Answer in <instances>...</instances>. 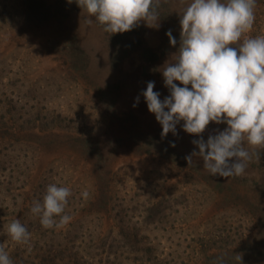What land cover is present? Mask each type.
<instances>
[{"label": "rangeland", "instance_id": "374dc122", "mask_svg": "<svg viewBox=\"0 0 264 264\" xmlns=\"http://www.w3.org/2000/svg\"><path fill=\"white\" fill-rule=\"evenodd\" d=\"M190 3L157 0L158 28L111 35L75 2L0 0V243L13 264H264V148L245 145L243 175L211 176L185 159L199 137L183 122L162 137L142 95L149 81L169 95L160 71ZM255 16L241 43L264 36V0ZM50 184L71 189V220L45 229L31 208ZM16 219L27 244L7 233Z\"/></svg>", "mask_w": 264, "mask_h": 264}, {"label": "clouds", "instance_id": "9594fccd", "mask_svg": "<svg viewBox=\"0 0 264 264\" xmlns=\"http://www.w3.org/2000/svg\"><path fill=\"white\" fill-rule=\"evenodd\" d=\"M67 2H75L111 35L131 31L140 21L159 27L157 0ZM256 4L257 0H191L180 15L178 57L160 71L169 95L161 100L154 81L142 92L149 112L162 126V137L170 132L178 135L181 122L184 132L199 137L192 141L199 151L185 159L192 165L193 156L202 157L211 176L243 175L253 159L245 145L264 148V36H248L240 42L253 29ZM166 35L175 46L171 31ZM138 103L139 97L133 106ZM210 123L227 127L205 142L201 134ZM71 195L69 187L50 184L42 202H33L31 212L45 229L64 226L71 220L64 214ZM88 195L82 193L84 198ZM7 233L18 244H27L31 236L19 219L8 225ZM0 264H13L2 243Z\"/></svg>", "mask_w": 264, "mask_h": 264}, {"label": "trees", "instance_id": "16d2710c", "mask_svg": "<svg viewBox=\"0 0 264 264\" xmlns=\"http://www.w3.org/2000/svg\"><path fill=\"white\" fill-rule=\"evenodd\" d=\"M49 264V263H48Z\"/></svg>", "mask_w": 264, "mask_h": 264}]
</instances>
